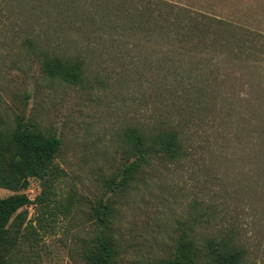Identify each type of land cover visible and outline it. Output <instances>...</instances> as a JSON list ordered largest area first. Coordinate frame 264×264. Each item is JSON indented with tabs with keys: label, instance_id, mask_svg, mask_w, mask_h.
Returning <instances> with one entry per match:
<instances>
[{
	"label": "rangeland",
	"instance_id": "obj_1",
	"mask_svg": "<svg viewBox=\"0 0 264 264\" xmlns=\"http://www.w3.org/2000/svg\"><path fill=\"white\" fill-rule=\"evenodd\" d=\"M147 1L163 20L183 13L189 38L155 32L137 0H0L10 17L0 31V118L60 137L61 191L77 196L41 236L40 262L80 264L78 249L100 229L88 211L102 199L120 261L166 256L188 235L200 246L232 240L241 264H264V0ZM50 57L78 66L80 78L51 75ZM128 128L175 131L179 155L118 190L106 181L129 154ZM38 192L30 179L29 198ZM24 208L27 219L41 209Z\"/></svg>",
	"mask_w": 264,
	"mask_h": 264
},
{
	"label": "trees",
	"instance_id": "obj_2",
	"mask_svg": "<svg viewBox=\"0 0 264 264\" xmlns=\"http://www.w3.org/2000/svg\"><path fill=\"white\" fill-rule=\"evenodd\" d=\"M137 1L132 6L133 10L147 17L150 22L148 26L155 32L156 29L174 28L171 35L189 38L190 30L182 31L183 13L178 11L175 16L171 14L168 20H163L156 5L147 0ZM188 17L184 20L190 23L195 21L194 17ZM9 19L8 12L0 6V31L6 26L5 20ZM186 25L191 30L197 29V22ZM229 28L227 26L224 29ZM28 31L30 28L27 26L25 33ZM23 41L32 46L29 36H25ZM44 67L51 75L66 81L80 78L78 66H70L58 57L46 59ZM123 135L129 154L120 169L106 181V184H114L118 190L127 188L145 166L157 159H175L179 155L180 144L175 131L145 133L128 128ZM60 146L59 136L43 131L34 122L16 118L14 125L8 126L0 118V187L14 191L0 196V264H42L36 248L41 236L52 227L58 214H71L77 208L76 194L69 191L63 195L61 191L60 184L65 172L56 162ZM30 179L36 180L39 187V192L32 200L26 193ZM27 204H36L41 208L33 218L27 219L24 208ZM111 211L110 203L102 199L90 206L88 215L96 220L100 229L94 236L84 240L78 249L80 264H241L243 250L232 240L210 239L200 246L188 235L182 236L173 251L166 256L135 259L130 263L120 261L118 246L111 234Z\"/></svg>",
	"mask_w": 264,
	"mask_h": 264
}]
</instances>
